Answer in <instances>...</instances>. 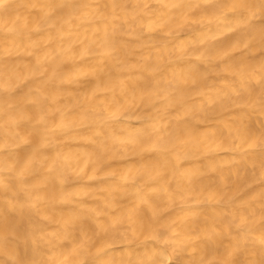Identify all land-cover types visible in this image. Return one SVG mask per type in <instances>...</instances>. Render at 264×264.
<instances>
[{"label":"bare ground","instance_id":"6f19581e","mask_svg":"<svg viewBox=\"0 0 264 264\" xmlns=\"http://www.w3.org/2000/svg\"><path fill=\"white\" fill-rule=\"evenodd\" d=\"M0 264H264V0H0Z\"/></svg>","mask_w":264,"mask_h":264}]
</instances>
